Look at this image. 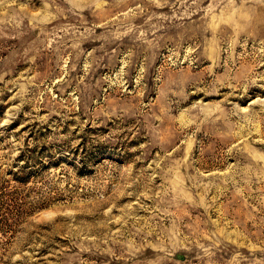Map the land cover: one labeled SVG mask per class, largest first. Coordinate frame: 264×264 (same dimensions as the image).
<instances>
[{
    "label": "rangeland",
    "instance_id": "obj_1",
    "mask_svg": "<svg viewBox=\"0 0 264 264\" xmlns=\"http://www.w3.org/2000/svg\"><path fill=\"white\" fill-rule=\"evenodd\" d=\"M0 264H264V0H0Z\"/></svg>",
    "mask_w": 264,
    "mask_h": 264
}]
</instances>
